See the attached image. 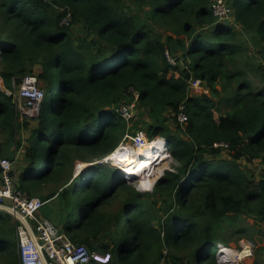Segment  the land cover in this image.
<instances>
[{
    "label": "trees",
    "instance_id": "obj_1",
    "mask_svg": "<svg viewBox=\"0 0 264 264\" xmlns=\"http://www.w3.org/2000/svg\"><path fill=\"white\" fill-rule=\"evenodd\" d=\"M226 1L238 28L218 20L214 0H0V158L23 146L19 187L39 196L59 184L42 198L58 201L50 219L112 264H221L212 248L241 239L264 264V170L242 162H264V65L250 51L264 58V0ZM77 23L95 36L74 35ZM37 67L40 114L20 121L11 92ZM195 78L210 95L191 90ZM131 89L149 118L137 128L167 139L172 169L153 192L105 163L72 180L76 160L93 163L134 133L117 111Z\"/></svg>",
    "mask_w": 264,
    "mask_h": 264
},
{
    "label": "built area",
    "instance_id": "obj_2",
    "mask_svg": "<svg viewBox=\"0 0 264 264\" xmlns=\"http://www.w3.org/2000/svg\"><path fill=\"white\" fill-rule=\"evenodd\" d=\"M212 9L214 15L220 21L230 19L233 15V10L226 0H214ZM72 18V12L67 10L62 19V24H71ZM166 55L171 65L177 64V59L170 52L167 51ZM19 87L20 88L17 89V86H14V90L11 92L13 95V102L19 115V120L23 121L27 118H35L39 116L42 102L45 98V90L42 88L37 74L31 73L24 75ZM190 87L191 90L196 93L208 94L209 92L206 83L201 79H192L190 81ZM131 91L134 100L131 103L120 105L117 109L118 113L125 118L128 123L136 118L138 111L139 93L134 89H131ZM177 119L181 124L187 122L188 116L184 105L180 107ZM128 139H131V142L134 145L125 143ZM160 141L164 143L165 148L163 152L165 155L157 159L153 158L157 152H153V169L163 160H170L171 146L166 138L161 136L150 138L147 133L141 129L134 133L127 132L113 152L101 159L95 160L93 163H105L115 167L120 172L121 181L130 184L138 178V176H136L133 180H130V177H132L131 174L125 172L127 170L126 166L130 165L132 162L127 161L128 164H123L126 162L116 161V159L113 158L114 154L118 149L125 148V150L129 152L128 157L136 158L141 153L139 150L142 148V152L148 147H151L147 149L148 152L153 149L157 151L159 148H157L158 146H156V144L158 142L160 143ZM215 146L227 148L228 144L219 142L215 143ZM141 157H143V153ZM18 160L19 157L17 151L13 158H0V167L2 169L0 174V206H3L16 221L19 264H112V256L110 253L91 250L85 244L73 242L71 238L60 227H57L50 218L41 215L40 212L42 208L49 200H43L38 196H30L28 192L19 187L17 174ZM82 166L83 164H78L77 168H81ZM149 171L150 170L148 169L147 173ZM152 173H154V170H151V176ZM164 173L165 172L156 177L152 188H143L141 191L153 192L157 181L164 175ZM238 244L239 247L230 245L225 246L222 243L216 245L218 252H216V256L221 264H234L231 252H220L224 246L228 247L229 251L232 249L240 251L242 258L239 263L254 256L256 244L253 241L249 239H241Z\"/></svg>",
    "mask_w": 264,
    "mask_h": 264
},
{
    "label": "rangeland",
    "instance_id": "obj_3",
    "mask_svg": "<svg viewBox=\"0 0 264 264\" xmlns=\"http://www.w3.org/2000/svg\"><path fill=\"white\" fill-rule=\"evenodd\" d=\"M231 20H227L226 19V21L227 22H230V24L231 25H234V27H236V28H238V25L236 24V22L234 21V19H233V17H231L230 18ZM224 22V21H223ZM71 31L73 32V34L74 35H76V36H82L83 37V34H87V39L88 40H91V38L92 37H94L95 36V34L94 33H90V35L88 36V33H87V31H84L83 30V28H82V24L81 23H77V24H75L73 27H72V29H71ZM244 33H245V31H243ZM244 33H243V35H244ZM250 51H251V55H252V57H253V62L252 63H261V64H263L264 65V58H262V56H261V54H260V52H259V48L257 47V46H255V44L254 43H252V44H250ZM38 72H39V69L38 70H36V74H38ZM177 76H179V73H177ZM255 80L257 81V82H259V81H261V79H259V78H257V77H255ZM40 82V84H41V86L42 87H44V83L42 82V81H39ZM256 82V83H257ZM18 88H20L19 86H17V89ZM45 88V87H44ZM208 94L210 95V90H209V92H208ZM58 92L57 91H55V93H54V100L56 101L57 99H58ZM142 110L140 109V110H138L137 111V115H136V118L134 119V120H132L131 122H129L128 123V126L129 127H132V130L131 131H136V130H140L139 128H140V126L142 125L141 123H142V121H144V120H148L149 118H147V115L146 116H143L142 115ZM215 118L219 121V113L217 112V111H215ZM139 124V128H137V124ZM170 123H174V120H170ZM141 124V125H140ZM142 130V129H141ZM143 130H145V129H143ZM146 131V130H145ZM23 134H24V132H22ZM24 137V136H23ZM22 137V138H23ZM24 139V138H23ZM125 143H130V144H133L132 142H131V139H128L127 141H125ZM134 145V144H133ZM15 148H14V150H17V153H18V155L20 154V152H22L23 150H24V147L22 146L21 148L19 147V149H17V147H16V144H15V146H14ZM142 149H140L139 151H141ZM223 155L224 156H227V151H223ZM242 162L244 163V164H246V166L251 170V172L252 171H254L255 173H257V174H259V173H261L263 170H264V162H262V161H260V160H255V161H253V162H246V161H243L242 160ZM87 163H89V162H85V161H82V160H80V159H78V160H76V162H75V170H76V168H77V166H78V164L79 165H82V164H87ZM174 165V162L172 161V159H170L169 161L167 160V164H166V166L164 167V169L161 171V173L159 174V176L161 175V174H163V172H165L166 171V169H172V166ZM74 170V174H75V171ZM155 175V172L154 173H152V176L151 177H153ZM72 180H74V176H73V179ZM81 182V179H78L77 180V183H80ZM128 185H130V186H132L133 188H135L136 190H138V191H141L144 187L142 186V184H141V181H139V180H135V181H133V182H131L130 184L128 183ZM58 188H59V184H46V186L43 188V190H42V192L39 194V196L38 197H41V198H43V197H46L51 191H54V190H58ZM142 192V191H141ZM48 207V206H47ZM44 217V216H43ZM247 221L248 222H250V223H254L255 222V219L254 218H252V217H248L247 218ZM102 239H104V237L102 236ZM243 240V239H242ZM246 240H248V239H246ZM252 240V239H251ZM241 241V240H240ZM240 241H239V243H240ZM261 244H264V241L261 243ZM230 246H234V247H239V244H237L235 241H232V242H230ZM236 254H241L240 252H236L235 250H233ZM217 252V246H214L213 248H212V253L213 254H215ZM218 253V252H217ZM255 257H256V255L255 256H252L250 259L248 258L247 260H245V261H243V262H241V263H239V262H237L238 260L240 261V259L241 258H236V256L234 257L235 259H234V262L236 263V264H244V263H247V264H253L254 263V261H255ZM219 261V260H218Z\"/></svg>",
    "mask_w": 264,
    "mask_h": 264
},
{
    "label": "bare ground",
    "instance_id": "obj_4",
    "mask_svg": "<svg viewBox=\"0 0 264 264\" xmlns=\"http://www.w3.org/2000/svg\"><path fill=\"white\" fill-rule=\"evenodd\" d=\"M158 143L156 144V146H158L157 148H159L157 151H155L153 149L150 152H148L147 149L151 148V147H148L143 152L139 151L141 153L135 158V157H128V153L129 152L126 151L125 148H120L114 154L113 158H115L116 161L126 162V163H123V164H128L127 161L132 162L130 165L126 166L127 170L125 171L126 173H130L131 174L132 177H130V180H133V178L138 176L137 180L141 181V184H142V186L144 188H152L156 177L161 173V171L164 169V167L167 164V160H163L162 162L157 164L155 166V168L152 169V166H153V162H152L153 161V159H152L153 152H157V153H155L156 155L153 158L159 159L161 156L165 155V153L163 152V150L165 148L164 143H162V141H160L159 144ZM142 150H143V148H142ZM142 153H143V157H141ZM148 169L150 171L147 173ZM151 170H154V172L156 173V175H154V177H151V174H150ZM233 250H235L236 252H240L237 249H232L231 251H229L228 247H225V246L222 248V250L220 252L221 253H229V252H231L232 257H233V261L235 259L234 258L235 256H236V258H242V254H239V253L236 254ZM237 262H239V260ZM236 263L234 262V264H236Z\"/></svg>",
    "mask_w": 264,
    "mask_h": 264
},
{
    "label": "crops",
    "instance_id": "obj_5",
    "mask_svg": "<svg viewBox=\"0 0 264 264\" xmlns=\"http://www.w3.org/2000/svg\"><path fill=\"white\" fill-rule=\"evenodd\" d=\"M38 69H39V72L41 71V67H37L35 69V72ZM22 155H23V152L18 155L19 157V160L17 162V165H18L17 174L18 175L20 173V168H22L23 166V158H22L23 156ZM57 204H58V201H56L55 198L49 200L47 205L42 208L40 212L41 215L44 217L50 218V216L52 215V209L53 208L55 209ZM7 213L8 212L6 211V209L3 206H0V215H1L0 240L3 239V237H5L6 240H9V242H7V244L5 245H3L2 241H0V264H19V254L17 250L16 221L13 217L6 219Z\"/></svg>",
    "mask_w": 264,
    "mask_h": 264
},
{
    "label": "water",
    "instance_id": "obj_6",
    "mask_svg": "<svg viewBox=\"0 0 264 264\" xmlns=\"http://www.w3.org/2000/svg\"><path fill=\"white\" fill-rule=\"evenodd\" d=\"M94 165V163H87V164H83V166L81 168H77V170H75V174H74V178L77 177L81 172L88 170L90 167H92Z\"/></svg>",
    "mask_w": 264,
    "mask_h": 264
}]
</instances>
